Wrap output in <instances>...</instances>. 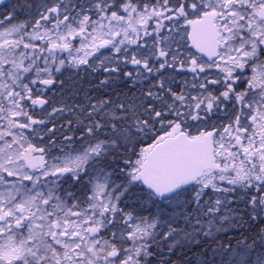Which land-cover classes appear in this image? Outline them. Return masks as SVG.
I'll return each mask as SVG.
<instances>
[{
  "label": "snow or ice",
  "instance_id": "snow-or-ice-1",
  "mask_svg": "<svg viewBox=\"0 0 264 264\" xmlns=\"http://www.w3.org/2000/svg\"><path fill=\"white\" fill-rule=\"evenodd\" d=\"M0 264H264V0L0 12Z\"/></svg>",
  "mask_w": 264,
  "mask_h": 264
},
{
  "label": "rangeland",
  "instance_id": "rangeland-1",
  "mask_svg": "<svg viewBox=\"0 0 264 264\" xmlns=\"http://www.w3.org/2000/svg\"><path fill=\"white\" fill-rule=\"evenodd\" d=\"M14 4L16 3H13V4H10L8 7L4 8L3 10H1L0 12H6L8 9H10ZM58 94V90L57 91H53V92H50L48 93V97L50 99H53L54 97H56ZM56 106H59V100H56ZM63 122V121H62Z\"/></svg>",
  "mask_w": 264,
  "mask_h": 264
},
{
  "label": "water",
  "instance_id": "water-1",
  "mask_svg": "<svg viewBox=\"0 0 264 264\" xmlns=\"http://www.w3.org/2000/svg\"><path fill=\"white\" fill-rule=\"evenodd\" d=\"M12 1H14V0H5V5L4 6H0V9L5 7L8 3L12 2Z\"/></svg>",
  "mask_w": 264,
  "mask_h": 264
}]
</instances>
